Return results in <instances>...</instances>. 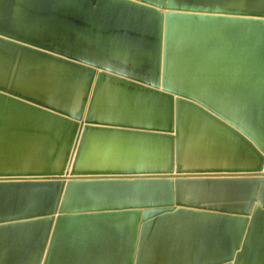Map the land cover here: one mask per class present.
<instances>
[{
	"label": "water",
	"instance_id": "water-1",
	"mask_svg": "<svg viewBox=\"0 0 264 264\" xmlns=\"http://www.w3.org/2000/svg\"><path fill=\"white\" fill-rule=\"evenodd\" d=\"M0 264H264V0H0Z\"/></svg>",
	"mask_w": 264,
	"mask_h": 264
},
{
	"label": "bare ground",
	"instance_id": "bare-ground-1",
	"mask_svg": "<svg viewBox=\"0 0 264 264\" xmlns=\"http://www.w3.org/2000/svg\"><path fill=\"white\" fill-rule=\"evenodd\" d=\"M220 190H225V189L210 188V187H205V188H200V189L185 188L183 190V194H184V197H190L191 195H196V194H200V196H216V191L222 192Z\"/></svg>",
	"mask_w": 264,
	"mask_h": 264
}]
</instances>
